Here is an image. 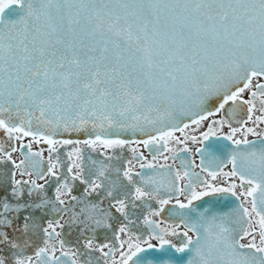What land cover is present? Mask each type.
<instances>
[{"label": "snow or ice", "instance_id": "6c2138e0", "mask_svg": "<svg viewBox=\"0 0 264 264\" xmlns=\"http://www.w3.org/2000/svg\"><path fill=\"white\" fill-rule=\"evenodd\" d=\"M226 106L247 118L215 119ZM261 125L264 0H0V227L20 217L0 264H264ZM189 143L200 163L168 164ZM86 149L104 156L87 175ZM118 149L140 171L129 159L111 176ZM166 209L179 223L156 219Z\"/></svg>", "mask_w": 264, "mask_h": 264}, {"label": "flooded vegetation", "instance_id": "af4514ba", "mask_svg": "<svg viewBox=\"0 0 264 264\" xmlns=\"http://www.w3.org/2000/svg\"><path fill=\"white\" fill-rule=\"evenodd\" d=\"M227 108H228V106H226L225 112L220 113L219 116L214 117V118L215 119H220L221 117L228 118L229 121L232 123L233 127H238L239 123L247 118L246 110L244 108L238 109L236 112L232 113L230 116L227 113ZM257 115H259V113H257ZM249 126H251L250 123H249ZM261 127H264V125H261ZM202 130L206 131L207 129L205 127ZM223 131L224 132L228 131L227 125L224 126ZM2 135L3 134L0 133V136H2ZM177 135L179 136V135H182V134L177 132ZM237 138H240V137L238 136ZM248 138L250 140H255L256 139L255 137H252V136H249ZM26 142H27V140H25V143ZM219 143H221V144H230V142L226 141V140H221V141H219ZM177 147H182V145L181 146H177ZM189 147L193 148L192 152H180L179 153V158H177L174 162L171 159L168 160V164H171L174 168H181V170H183L182 169V161H194L195 164H199L200 163V156L195 152V146L192 145L191 143H189ZM42 148H46V146L45 145H41V144H33L32 150L33 151H39ZM140 151L144 152V155L147 157V159L149 161H151L153 159L152 154L149 152L148 149L141 148ZM60 152H61V160L66 164L67 163L66 157H65L66 149L62 148L60 150ZM109 154H111V153H109ZM117 154L120 157L119 160H114V161L108 162V164L111 166V168H110V175L111 176L115 175V172L112 171L111 169L126 167L127 166V160H129V159L133 160L134 170L135 171H140L139 164L133 159V155L130 152V150L125 149V150L121 151V150L118 149L117 150ZM47 155H48V153L45 151L44 152L45 164H46ZM84 155H85L84 164H85V169H86V172H85L86 175H87V169L89 167H92L91 161H103L104 160V156L100 155L99 152H93L91 150H87L86 149ZM164 155H171V153H168L166 150L163 151V152H157L156 153V156H157L156 163H158V164L159 163H164V159H163ZM13 158L16 159L17 161H19L20 159H23V156L21 155L20 152H16V153H14ZM221 159H224V157H221ZM205 163L207 164L208 161L206 160ZM229 168H230V165H229ZM11 169H12V166L10 164L0 165V180L4 181L3 187H7L8 186L7 185V180H8L9 173H10ZM199 170H200L199 168H195V171H199ZM227 170H229V169L228 168L224 169V171H227ZM61 171H62V173L65 176L68 175L66 173V169H62ZM144 171H145L146 174H152V172H153V170H150V169H145ZM16 179H21V177L19 176L18 173L16 175ZM23 179H27V177H23ZM69 179H70V177H69ZM49 181H50V184L47 187V194H48L49 197H52L53 196V190L55 188V183L52 182V178L51 177H49ZM84 188H85V186L83 184H80L79 181H76L74 186H73V194L77 195V196H80L83 193ZM25 199H28V198L25 197ZM66 199H67V197H66ZM88 199L92 200L94 202L96 201V197L95 196L89 197ZM226 199H228L230 201H234L235 200V198H232V197H228ZM149 203L151 204L152 207H156L155 202H149ZM137 204H138V207L133 209V213H134L135 216H140L141 217L140 221H138V227H142L143 228V233L142 234L145 236V238H147V233L149 232V229H147L146 227L143 226L142 220H143V216L147 215L148 205L143 204L142 202H137ZM107 206H108V202H107V200H105L103 205H102V207L106 208ZM0 212H2V210H0ZM21 215H23V213ZM67 219H68V215H64L63 220L61 222L66 221ZM156 219L158 221H164L165 223H168V224L179 223L178 219L168 216L167 209L165 210L164 213L161 214L160 217H158ZM13 223L15 225V228H3V227H0V234H3L4 232H7L9 237L17 238L19 236V233H18L17 229L19 228V225H20V217L19 216L15 217L14 220H13ZM161 226L163 227L164 224H161ZM64 231L67 234V239L72 244H76L77 241L79 239H81L80 229L77 228V227H68L66 225ZM90 235H92L91 232H85L84 233V236H90ZM97 235H98V237L100 239H103V233L102 232H99ZM175 240H176V238H174V242H175ZM243 242H247V241H243ZM152 243L153 244H158V241L153 240ZM10 256H11V251H10V248H9L8 244L7 243H0V257H3L4 259L7 260V259L10 258Z\"/></svg>", "mask_w": 264, "mask_h": 264}, {"label": "water", "instance_id": "95a60500", "mask_svg": "<svg viewBox=\"0 0 264 264\" xmlns=\"http://www.w3.org/2000/svg\"><path fill=\"white\" fill-rule=\"evenodd\" d=\"M73 138H78V137L73 136ZM177 255H181V254H177ZM187 258H190V257H187Z\"/></svg>", "mask_w": 264, "mask_h": 264}]
</instances>
